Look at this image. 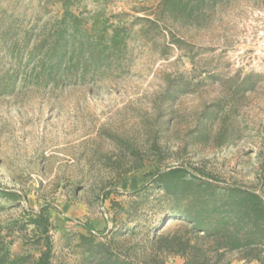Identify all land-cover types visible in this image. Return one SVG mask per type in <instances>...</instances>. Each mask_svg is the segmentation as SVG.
I'll list each match as a JSON object with an SVG mask.
<instances>
[{
  "label": "rangeland",
  "instance_id": "374dc122",
  "mask_svg": "<svg viewBox=\"0 0 264 264\" xmlns=\"http://www.w3.org/2000/svg\"><path fill=\"white\" fill-rule=\"evenodd\" d=\"M159 1L74 0L89 29L107 39L115 29L124 33L122 67L94 85L19 87L0 98V190L19 195L18 202L0 198V253L38 257V233L26 220L43 211L54 227L53 264H85L76 238L87 233L82 224L106 234L125 222L127 194L168 167L264 192V11L238 1L218 8L204 28L166 22L184 40L177 48L165 26L134 21L153 19ZM61 12L54 0H0V32ZM6 63L0 49V69ZM249 74L253 92L235 94ZM209 106L220 109L204 120ZM116 239L148 246L150 236L140 227Z\"/></svg>",
  "mask_w": 264,
  "mask_h": 264
},
{
  "label": "trees",
  "instance_id": "16d2710c",
  "mask_svg": "<svg viewBox=\"0 0 264 264\" xmlns=\"http://www.w3.org/2000/svg\"><path fill=\"white\" fill-rule=\"evenodd\" d=\"M238 1L264 11V0H160L153 19L146 15L134 21L155 29H168L166 22L199 29L209 25L218 8ZM54 2L62 10L59 18L24 31L11 24L0 32V49L8 56L0 69V98L13 95L19 87L55 91L94 85L124 64L121 30L115 29L107 39L75 14L74 0ZM168 33L170 43L181 48L184 40L169 29ZM252 77L249 74L237 82L235 94L253 92L256 81ZM173 92L181 93L178 87ZM219 109L207 107L204 120L214 119ZM127 196L132 201L126 221L116 223L106 234L94 233L82 224L87 233L76 238L85 264H166L170 257H179L182 264H232L228 256L235 258L234 264H264L263 191L173 166L153 173ZM0 198L18 202L19 195L0 190ZM26 223L38 233L34 241L38 257L10 258L5 252L0 253V264H53L54 227L47 215L32 213ZM140 227L150 236L148 246L118 243L117 237L133 236Z\"/></svg>",
  "mask_w": 264,
  "mask_h": 264
},
{
  "label": "crops",
  "instance_id": "0c3cea01",
  "mask_svg": "<svg viewBox=\"0 0 264 264\" xmlns=\"http://www.w3.org/2000/svg\"><path fill=\"white\" fill-rule=\"evenodd\" d=\"M175 259H180L179 257H175ZM181 260V259H180ZM181 262H182V260H181Z\"/></svg>",
  "mask_w": 264,
  "mask_h": 264
}]
</instances>
